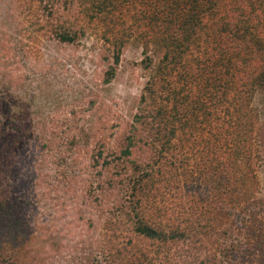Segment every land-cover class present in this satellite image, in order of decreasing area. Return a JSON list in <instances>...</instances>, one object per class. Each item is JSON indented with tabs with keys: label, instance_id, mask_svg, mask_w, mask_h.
<instances>
[{
	"label": "trees",
	"instance_id": "obj_1",
	"mask_svg": "<svg viewBox=\"0 0 264 264\" xmlns=\"http://www.w3.org/2000/svg\"><path fill=\"white\" fill-rule=\"evenodd\" d=\"M9 3L8 23L50 46L97 39L104 85L140 42L144 82L112 130L50 115L56 183L79 194L81 226L61 236L50 221L48 244L29 202L0 191V264H264V0Z\"/></svg>",
	"mask_w": 264,
	"mask_h": 264
},
{
	"label": "rangeland",
	"instance_id": "obj_2",
	"mask_svg": "<svg viewBox=\"0 0 264 264\" xmlns=\"http://www.w3.org/2000/svg\"><path fill=\"white\" fill-rule=\"evenodd\" d=\"M9 1L0 0V191L29 202L35 234L50 244V221L54 230L62 229L61 236L72 225L81 226L79 194L66 193L56 183L50 115L61 120L73 110L79 126L98 125L102 120L112 130L118 117L132 110L144 82L139 66L143 48L130 40L115 77L104 85L105 64L98 55L97 39L88 38L75 46H50L49 40L36 39L28 28L20 32L25 28L22 18L8 23L4 15ZM149 54L157 61L159 46L151 43ZM88 151L77 146L70 152L76 162L73 165L68 159L66 165H73L77 180L83 177L80 170ZM46 249L50 254V247Z\"/></svg>",
	"mask_w": 264,
	"mask_h": 264
}]
</instances>
